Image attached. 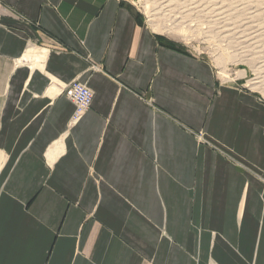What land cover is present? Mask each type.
I'll list each match as a JSON object with an SVG mask.
<instances>
[{
    "label": "crops",
    "instance_id": "0c3cea01",
    "mask_svg": "<svg viewBox=\"0 0 264 264\" xmlns=\"http://www.w3.org/2000/svg\"><path fill=\"white\" fill-rule=\"evenodd\" d=\"M0 264H264V102L122 0H0Z\"/></svg>",
    "mask_w": 264,
    "mask_h": 264
},
{
    "label": "rangeland",
    "instance_id": "374dc122",
    "mask_svg": "<svg viewBox=\"0 0 264 264\" xmlns=\"http://www.w3.org/2000/svg\"><path fill=\"white\" fill-rule=\"evenodd\" d=\"M122 1L164 42L206 60L219 84L264 102V0Z\"/></svg>",
    "mask_w": 264,
    "mask_h": 264
},
{
    "label": "built area",
    "instance_id": "2783aa9c",
    "mask_svg": "<svg viewBox=\"0 0 264 264\" xmlns=\"http://www.w3.org/2000/svg\"><path fill=\"white\" fill-rule=\"evenodd\" d=\"M93 67L96 68V66ZM61 93L71 100L75 106L70 123L77 122L91 107L93 99L92 90L85 83L72 81L62 87Z\"/></svg>",
    "mask_w": 264,
    "mask_h": 264
},
{
    "label": "bare ground",
    "instance_id": "6f19581e",
    "mask_svg": "<svg viewBox=\"0 0 264 264\" xmlns=\"http://www.w3.org/2000/svg\"><path fill=\"white\" fill-rule=\"evenodd\" d=\"M167 31L171 32V31H174V29L173 28H167Z\"/></svg>",
    "mask_w": 264,
    "mask_h": 264
}]
</instances>
